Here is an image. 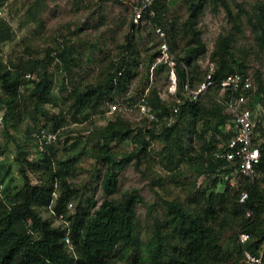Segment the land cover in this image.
Instances as JSON below:
<instances>
[{
  "label": "trees",
  "instance_id": "trees-1",
  "mask_svg": "<svg viewBox=\"0 0 264 264\" xmlns=\"http://www.w3.org/2000/svg\"><path fill=\"white\" fill-rule=\"evenodd\" d=\"M1 3L2 0L0 6ZM208 6L212 11L221 7L235 34L241 32L240 13H247L240 10L234 15L227 0H187L186 17L182 23H178L177 18L163 20L168 12L167 0H154L143 14L144 20L165 32L174 54L175 101L167 107L159 99L157 89H152L147 100L159 125L153 122L149 128L139 127L134 131L129 123L117 119L101 129V143L92 149L95 167L100 166L97 168L100 174L104 170L100 180L106 197L99 204L85 190L75 188L67 181L74 159H58L49 143L42 145L38 161H29L25 153L19 152L16 156L21 175L18 188L5 185L10 169L0 158V264H110L109 254L118 247L124 248L132 264H246L243 252L260 255L264 235V124L257 123L254 130L260 158L252 184L239 175L231 163L216 157L231 137L233 123L224 104L214 98L219 92V84L234 73L250 78L247 63L232 51V34L219 35L210 53L215 86L196 100L185 90L186 85L195 89L208 73H200L197 67L199 58L207 50L198 21ZM246 20L257 46L262 49L264 6L258 4ZM131 26L135 25L131 23ZM122 48V56L115 64L109 65L110 71L105 77L95 84L72 88L71 107L75 112L84 107L96 109L105 100H111L114 93L126 91L136 64L135 60L129 61L136 50L131 31ZM157 54L150 56L148 67ZM77 56L75 46L66 43L56 58L70 71L77 66ZM53 58L47 53L42 59L20 60L18 64L11 60L0 62V103L4 108L0 135L5 137L0 152L9 142L21 150L25 145L15 142L11 132L36 110L46 116L45 106L52 104L53 79L48 74V66ZM164 66L157 65L161 69ZM28 74H35L36 78L26 77ZM251 81L254 90L246 93L252 96L250 106L256 103L264 106V82L258 74ZM29 86L32 108L19 102L21 89ZM169 118L172 121L166 124ZM61 120L60 116H52L47 119L49 125L46 123L43 127L55 131ZM41 130H35L36 134L40 136ZM32 132L26 129L30 141L35 138V135L31 136ZM112 141L115 146L130 142L133 147L130 151L116 152L115 147H110ZM153 143L161 146L158 152L153 151ZM152 153L157 154L153 156ZM156 157L168 169L183 164L194 168L195 178L208 177L212 188L216 187L220 174L238 177V186L234 188V185L226 184L223 192H208L193 185V189L185 194V201L162 199L160 210L151 204L148 213L154 215L150 217L149 227L142 231L136 205L144 201L138 191L126 192L120 199L108 197L116 191L118 173L124 167L133 163L139 170L145 165V170L151 171ZM37 170L40 171L37 181L31 183L29 174ZM161 179L152 172L150 180L154 184L161 186ZM243 191H247L248 196L240 205L238 199ZM72 204L74 211L71 213L69 206ZM41 210L49 211L53 218H63L67 225L54 226L51 219L41 216ZM246 211L255 217L254 222L246 218ZM238 229L239 234L249 235L245 243H239ZM226 234L227 240L222 242Z\"/></svg>",
  "mask_w": 264,
  "mask_h": 264
},
{
  "label": "rangeland",
  "instance_id": "rangeland-1",
  "mask_svg": "<svg viewBox=\"0 0 264 264\" xmlns=\"http://www.w3.org/2000/svg\"><path fill=\"white\" fill-rule=\"evenodd\" d=\"M132 1L136 0H2L0 62L11 60L18 64L20 60L42 59L47 53L54 57V61L48 66V74L53 79V85L52 104L45 106L46 116H42L36 110L35 114L25 118L17 126L18 128L11 132L15 142L25 146L17 150L13 143L9 142L0 152V158L10 169V174L5 180L7 187L21 186L19 165L15 161L19 152L25 153L29 161L35 162L40 159L42 145L49 143L54 147L58 159H74L73 169L67 181L73 187L85 190V193L99 204L106 197L100 180L104 170L100 174L97 170L100 166L95 167L92 149L101 143V129L117 119L129 123L134 131L139 127L149 128L153 122L159 125L160 122L157 121L156 114L147 100L152 89H157L159 99L167 107H171L174 103L176 90L173 89L169 78V67L167 65L162 69L157 67L158 64L164 65L159 59L163 41L146 20L132 28ZM186 1L167 0L168 12L163 20L177 18L178 23H182L186 17ZM227 2L234 15L240 10L247 13H240L241 32L235 34L232 23L228 21L221 7L218 6L215 11L211 10V6L206 7L198 21V28L207 50L197 62L198 71L205 73L212 70L210 53L214 43L219 35L230 33L233 35L232 51L237 58L244 59L247 63L249 77L254 79L258 74L264 82V47L260 49L257 46L246 20V16L250 17L258 4L264 6V0H227ZM129 31L132 32L136 50L134 55L128 58L130 62L135 60L136 64L132 66L131 75L134 76L127 84L126 91L114 93L111 100H105L96 109L84 107L75 112L71 107L72 88L95 84L105 77L110 71L109 65L115 64L122 56V47L125 45ZM66 43L73 44L78 53L77 66L70 71H67L56 58ZM166 43L169 54L175 58L170 51L167 38ZM156 52L158 54L148 67L150 56ZM26 77L35 79L36 75L28 74ZM30 88L29 86L28 89H21L19 102L32 108ZM222 95L218 92L217 97L214 98L223 103ZM3 113L4 108L0 103V123H3ZM52 116H60L62 119L55 131L43 127L46 123L47 126L49 125L47 119ZM171 121L172 118H169L165 123ZM27 128L31 132L34 131L31 135L32 137L35 135L33 141L28 140ZM37 129H42L40 136L35 132ZM4 140L5 137L0 135V144H4ZM115 145L116 143L112 141L110 147H115L116 152L130 151L133 147L130 142ZM197 145L196 142V149ZM151 147L154 152H158L161 148L158 143H153ZM152 154L156 156L157 153ZM145 168V165H141L139 170L133 163L124 167L118 173L116 191L108 197L120 199L124 193L137 190L144 201L143 204L136 205V214L142 231L149 227L150 217L154 215L148 213L149 205L153 204L155 209L160 210L162 199H178L182 202L186 197L185 194L193 189V185L200 186L208 192H223L226 184L237 188L239 181L233 174H220L216 187L212 188L208 177L195 178L194 168L183 164L179 168L168 169L158 162L157 157L150 167L151 171ZM152 172L161 176V186L150 180ZM38 174H40L39 170L29 174L31 183H36ZM72 205L69 206L71 213L74 211ZM40 214L43 218L51 219L54 226L67 225L63 218H53L49 211L41 210ZM245 216L250 222H254L255 217L251 213L249 215L246 213ZM239 232L240 229L238 234ZM226 236L227 234L223 236L222 242L227 240ZM108 260L110 264H132L123 247L112 251Z\"/></svg>",
  "mask_w": 264,
  "mask_h": 264
},
{
  "label": "built area",
  "instance_id": "built-area-1",
  "mask_svg": "<svg viewBox=\"0 0 264 264\" xmlns=\"http://www.w3.org/2000/svg\"><path fill=\"white\" fill-rule=\"evenodd\" d=\"M129 1V0H128ZM131 1V0H130ZM154 0H136L132 1L131 19L134 25H139L144 19L143 14L148 11ZM1 16V11H0ZM155 34L163 41L161 45L160 61L169 67V78L172 82L173 89L176 90L177 78L175 72V60L169 54L166 43V34L160 27L154 28ZM252 81L248 77L234 73L227 75L219 84V92L223 95V103L226 111L233 118L230 131L231 137L226 141L223 151L216 154L217 158L224 159L234 166L235 171L247 179L252 184L256 178V164L260 158V149L256 144V134L254 130L257 123L264 124V106L260 103L250 106L253 103L252 96L246 95L247 92L253 91ZM215 86L212 79V70L205 74L203 81L192 89L185 86L187 94L196 100L199 95L205 93ZM176 111V109H173ZM247 191L241 192L238 202L242 205L247 199ZM248 215L249 211H246ZM239 242L245 243L249 239L246 233L238 235ZM69 243V239L65 238ZM264 253V235L261 238L260 255L254 256L249 252H243V260L246 264H262Z\"/></svg>",
  "mask_w": 264,
  "mask_h": 264
}]
</instances>
